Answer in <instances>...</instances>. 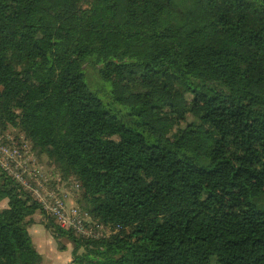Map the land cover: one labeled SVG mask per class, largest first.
I'll return each mask as SVG.
<instances>
[{"label":"trees","instance_id":"1","mask_svg":"<svg viewBox=\"0 0 264 264\" xmlns=\"http://www.w3.org/2000/svg\"><path fill=\"white\" fill-rule=\"evenodd\" d=\"M0 130L111 226L0 166V264L44 263L37 223L68 264H264V0H0Z\"/></svg>","mask_w":264,"mask_h":264},{"label":"built area","instance_id":"2","mask_svg":"<svg viewBox=\"0 0 264 264\" xmlns=\"http://www.w3.org/2000/svg\"><path fill=\"white\" fill-rule=\"evenodd\" d=\"M0 166L31 191L63 228L88 237L110 234L111 226L93 222L77 205L68 207L66 183L58 173L47 175L44 164L23 133L0 130Z\"/></svg>","mask_w":264,"mask_h":264},{"label":"rangeland","instance_id":"3","mask_svg":"<svg viewBox=\"0 0 264 264\" xmlns=\"http://www.w3.org/2000/svg\"><path fill=\"white\" fill-rule=\"evenodd\" d=\"M89 72L91 73V81L93 84H96L98 86L101 85V81L97 77V75L90 69ZM41 162L44 164L45 171L47 175L51 176L56 171L54 166H50L48 161H46V157L38 156ZM66 187V186H65ZM74 184L71 182L69 189L67 190L69 192V195L67 197V204L68 207L76 206V196L77 192L75 191ZM1 204V203H0ZM1 209V206H0ZM37 220L40 218H43V215L38 212L36 214ZM32 227V226H31ZM35 229H31V233H36L35 239L37 243L38 250L43 254L44 257V263L43 264H68L73 259V245L72 243L68 242L67 239L62 240V244L66 246V248L61 249L59 246V243L54 239V237L51 235V233L43 226L38 227L37 231H34ZM18 237L20 240H22L21 234H18Z\"/></svg>","mask_w":264,"mask_h":264},{"label":"crops","instance_id":"4","mask_svg":"<svg viewBox=\"0 0 264 264\" xmlns=\"http://www.w3.org/2000/svg\"><path fill=\"white\" fill-rule=\"evenodd\" d=\"M1 204H0V206H1V209L2 208H5L7 205H8V200H3V201H1L0 202ZM38 227H43V225L42 224H40V223H37V224H34L32 227H30L29 228V234L31 235V237H32V239H33V241H34V243L37 245V243H36V239H35V235H36V233H31V229H35L34 231H37V228ZM38 246V245H37Z\"/></svg>","mask_w":264,"mask_h":264}]
</instances>
